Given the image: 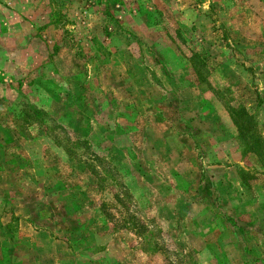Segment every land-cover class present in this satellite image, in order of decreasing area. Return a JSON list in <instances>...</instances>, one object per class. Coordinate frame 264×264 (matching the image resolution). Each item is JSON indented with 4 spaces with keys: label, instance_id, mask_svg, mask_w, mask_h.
I'll list each match as a JSON object with an SVG mask.
<instances>
[{
    "label": "rangeland",
    "instance_id": "obj_1",
    "mask_svg": "<svg viewBox=\"0 0 264 264\" xmlns=\"http://www.w3.org/2000/svg\"><path fill=\"white\" fill-rule=\"evenodd\" d=\"M239 106L264 0H0V264H264Z\"/></svg>",
    "mask_w": 264,
    "mask_h": 264
},
{
    "label": "trees",
    "instance_id": "obj_2",
    "mask_svg": "<svg viewBox=\"0 0 264 264\" xmlns=\"http://www.w3.org/2000/svg\"><path fill=\"white\" fill-rule=\"evenodd\" d=\"M190 57L199 59L200 58L195 54L191 53ZM234 115V123L238 129V136L241 141L242 146V154L245 153H253L256 157H258L259 161L261 162L262 167V174L264 175V136H262L256 129V122L252 118L250 114L242 107L239 106L232 110ZM38 112L34 110V113H30L29 111L24 114L21 118L22 120H27L28 122L33 121L35 115ZM62 144L60 145L63 148L64 153L68 157H73L76 155L77 149L82 151L83 153H88V155L92 154L89 148V144L84 139H69V138H62ZM82 153V154H83ZM107 169V168H106ZM242 184L248 187V184L242 181ZM263 190H264V183H263ZM104 205V204H102ZM101 207V206H100ZM102 208V207H101ZM147 231L145 226L142 228Z\"/></svg>",
    "mask_w": 264,
    "mask_h": 264
}]
</instances>
